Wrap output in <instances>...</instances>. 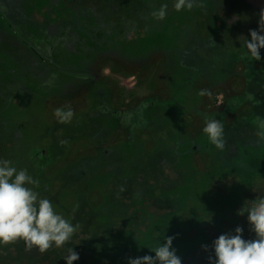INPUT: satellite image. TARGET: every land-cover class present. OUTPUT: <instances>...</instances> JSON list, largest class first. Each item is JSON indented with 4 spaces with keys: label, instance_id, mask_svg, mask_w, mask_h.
Masks as SVG:
<instances>
[{
    "label": "rangeland",
    "instance_id": "obj_1",
    "mask_svg": "<svg viewBox=\"0 0 264 264\" xmlns=\"http://www.w3.org/2000/svg\"><path fill=\"white\" fill-rule=\"evenodd\" d=\"M229 1L198 0L202 6L177 12L175 0H0V33L6 24L12 28L19 49L16 57L0 53V127L25 106L37 110L42 129L34 147L45 156L52 127L68 129L79 116L98 111L79 134L58 137L61 147L50 159L19 156L13 165L38 181L29 187L40 198L79 226L72 240L44 253L32 248L26 256L22 240L0 244V264H66L70 247L79 254L74 264H115V257L128 264L129 258L154 256L165 237L174 238L182 259L187 249L211 247L236 227L243 239H255L247 215L237 213L264 196V138L258 126L254 131L244 122L256 107V73L264 71V49L255 61L244 47L250 30L259 28L260 12L254 10L247 25L218 10ZM165 4L166 18L155 19L151 13ZM93 8L96 15L89 14ZM72 27L78 39L87 33L94 42L77 44ZM44 62L51 71L28 82ZM57 109H71V121L59 122ZM206 118L224 126L222 151L203 133ZM239 149L250 158H234ZM154 150L166 152L165 164L134 174L131 185L140 159ZM124 175L129 180L114 186ZM41 180L52 182L45 193ZM130 186L140 197L136 212L157 213L173 201L179 208L172 220L155 214L154 229L117 255L128 231L116 218L119 201L127 202Z\"/></svg>",
    "mask_w": 264,
    "mask_h": 264
},
{
    "label": "clouds",
    "instance_id": "obj_2",
    "mask_svg": "<svg viewBox=\"0 0 264 264\" xmlns=\"http://www.w3.org/2000/svg\"><path fill=\"white\" fill-rule=\"evenodd\" d=\"M202 6L198 0H175L174 8L191 11ZM167 5H162L151 15L157 20H164L167 15ZM258 30H250V39L245 38L244 47L255 60L261 59L260 50L264 49V9L259 14ZM205 95L204 91L199 93ZM54 115L61 123H68L73 117L71 109H57ZM258 136L264 138V119L257 118ZM203 133L209 142L218 150L225 147L224 126L216 119H205ZM66 143V142H65ZM31 186H37L38 181L30 176L26 169L18 170L9 160H0V244L8 245L24 241L28 249L36 248L41 253L50 248H62L68 244L77 232L69 220L58 214L51 201L40 198L39 193ZM247 215L250 230L255 233V239H243V229L236 227L235 234H222L212 244L214 258L209 256V264H264V196L245 202L237 215ZM173 237H165L164 242L155 247L154 256L129 258L128 264H182L172 247ZM208 251L207 245H202ZM66 264H74L79 254L71 247L64 257Z\"/></svg>",
    "mask_w": 264,
    "mask_h": 264
},
{
    "label": "trees",
    "instance_id": "obj_3",
    "mask_svg": "<svg viewBox=\"0 0 264 264\" xmlns=\"http://www.w3.org/2000/svg\"><path fill=\"white\" fill-rule=\"evenodd\" d=\"M258 9L259 12H261L262 9H264V0H230L229 2H226V5H223L220 7L222 14H228V13H233L232 15H236L240 19H243L246 24H250V21L253 20V17H250L251 15H256L254 10ZM93 13L96 15L97 9L93 8L91 11H89V14ZM88 14V13H87ZM88 14V15H89ZM86 15V16H88ZM87 22L91 20V15L88 16ZM86 19V18H85ZM6 31L0 33V53L2 54L3 58H8V57H16V54H18L19 49L17 47V38L14 35V31L12 28H9V26L6 24ZM73 29V36L75 39L78 40L77 44L81 43V40L83 42H86L87 44H91L90 41L94 42V38L91 37L89 34H85L83 39H78L75 34L77 32L74 28ZM68 30V29H67ZM13 31V32H12ZM9 32V33H7ZM243 32V31H242ZM240 32V33H242ZM93 35H95L94 32H89ZM89 38V41H88ZM82 42V43H83ZM224 42V41H223ZM58 43H54L51 46L50 53L52 56L56 54V45ZM189 50V49H188ZM9 53V55H8ZM66 53V51H65ZM53 56V57H54ZM75 55H72L74 57ZM22 57H20L21 59ZM52 65L49 62H44V68L42 71H39L37 73H33L32 75L26 76V79H28V82H35L36 78L45 73L46 71H51ZM257 75V82L259 84L258 88L254 92V97L255 102H256V107L255 110L252 111V113L249 115L248 120H245V126L249 127L247 129H253L254 131L257 130L258 126V121L257 118L260 116L264 117L261 112H264V71L256 73ZM250 101V100H249ZM28 109V110H27ZM257 110V111H256ZM255 111V112H254ZM37 110L34 111L33 108H29L28 106L23 107L20 112H18L16 115H10L7 119H5V123H2L3 128L0 127V160H9L12 162V166L16 165L18 162L19 156L25 157V156H32L34 158H39L40 154L43 155L44 151L40 152L35 148V142L38 141L37 136L40 132L42 122L40 121V117L37 114ZM34 113V114H33ZM36 113V114H35ZM98 114V111H90L88 113H84L82 116H79L75 121L74 124L66 129L63 128L61 129H56L55 127H52L50 129L49 136L52 138L51 146L48 148V151L45 156H40L44 159H50L53 153V149L56 147H61V144L58 141V137L61 136H74L79 134V131L83 130L87 125L88 122L91 124V122H94V116ZM1 118V117H0ZM260 118V117H259ZM59 130V131H58ZM235 133L238 135L239 132L236 130ZM62 140V139H61ZM245 147V146H244ZM243 151L246 153L248 152L245 148ZM242 151L241 149L238 150V152H234L233 156L234 158H239L242 160H247L250 158V154L245 157L242 156ZM51 156V157H50ZM241 156V157H240ZM165 157H166V152H163L161 150H154L153 152L146 154L140 159V163L138 164L139 166H136L135 169L132 172V175L130 177L121 176L118 181L115 183L114 186L118 187L120 185H123L124 182L128 181L130 178V184H134L133 181L131 180L134 174H141L142 172H146V170H149L151 168H160L161 165L165 164ZM28 159L27 163L31 162ZM29 166H31L29 164ZM38 174L39 177H42V170L41 168L38 169ZM127 177V178H126ZM42 179V178H41ZM43 182V192H47L51 187H52V182L51 180H41ZM122 187V186H121ZM133 191H132V190ZM126 194L128 195V200L126 203H123L122 201H119L120 205V211L119 215L117 214L118 219L120 221L124 222L126 225V229L128 228V231L126 232V237H124V243L121 248L116 249V254L120 255L119 253L125 254V252L128 251L130 243L132 241H136L139 238V235L143 234H149L151 228L153 227L154 229V217L156 214V217L160 218H169L170 220L173 219L175 216V211L177 208H179V203L177 201H173V203H170L171 206L170 208L163 209L160 212L157 213H151L147 214V210H144L142 208L138 212L134 211L132 209L134 202L139 201V193L135 191L131 186L128 188V191H126ZM131 202V203H130ZM132 204V205H131ZM129 205H131V208H129ZM142 213V214H141ZM144 214V215H143ZM140 215V217H138ZM158 215V216H157ZM137 220V221H134ZM134 221V222H133ZM132 222V223H131ZM158 226H156L157 229ZM149 246V245H148ZM25 249L22 250L24 255L26 256L27 251L30 250L27 248V246H24ZM145 248H141L140 250H145ZM38 253H40L39 250H37ZM140 251V252H142ZM203 249L201 248H194V249H187L183 255L182 264H207L209 260L203 258ZM102 254L106 253V250L103 247V250L101 249ZM208 252L212 256H214V251L212 247H208ZM37 253V254H38ZM121 257V256H120ZM120 262L119 257H115V264H118Z\"/></svg>",
    "mask_w": 264,
    "mask_h": 264
}]
</instances>
